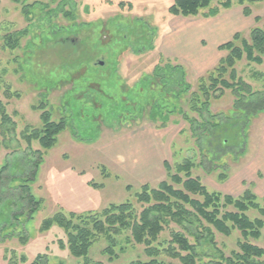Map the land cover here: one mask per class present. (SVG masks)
<instances>
[{"label": "rangeland", "instance_id": "1", "mask_svg": "<svg viewBox=\"0 0 264 264\" xmlns=\"http://www.w3.org/2000/svg\"><path fill=\"white\" fill-rule=\"evenodd\" d=\"M173 1L0 0V100L13 122L0 127V167L7 166L5 180L0 184V264H29L37 254L45 256L46 264H82L83 258L73 257L67 248L59 247V240L66 241L64 230L54 224L41 231L42 220L59 211L99 212L109 204L124 202H130L138 215L144 204L136 201L135 194L143 184L156 188L159 182L168 180L165 161L173 167L190 159L191 176L210 191L237 197L250 188L258 197L263 196L254 191L249 180L251 172L246 170L256 154L263 111L246 117L233 108L229 90L211 99L209 110L214 118L205 116V128L199 126L200 117L183 105L195 118L194 132L179 113H170L166 125L158 127L159 121L156 126L147 118L149 107L145 105L142 114L137 111L149 95L160 96L155 83L159 79L153 74L155 66L157 72L164 68L166 60L171 66H181L183 74L175 71L174 79L194 88L197 78L209 69L201 72L194 68L199 56L214 53V66L226 54L218 48L220 44L236 32L248 39L253 26L264 25V1L250 4V14L244 15L237 0H232L228 9L222 8L219 0H212L210 7H218L217 15L206 16V8L190 17L170 14L168 8ZM225 16H230L236 27L218 44L222 35L211 33L208 26L214 20H225L219 33L230 31ZM7 36L16 39L15 47L6 45ZM99 61L103 65H98ZM235 69L253 90L264 89V64L248 63L243 57ZM147 78H152L153 85L145 82ZM174 84L169 86L175 89ZM166 105V111L173 109L171 99L167 98ZM40 106L50 112L51 120L63 118L67 123L48 150H43L36 140L27 143L25 139L26 131L42 125ZM209 122L220 125L214 128V136ZM143 129L151 131V150L155 136L162 139L166 149L169 146V152L160 153L159 162H154L151 154L148 156L149 177L139 167L142 138L135 143L132 155L126 154L124 148L130 138L126 134ZM114 148L118 152L122 148L125 155L115 159L110 154ZM37 150L44 152L36 176L28 185L40 203L28 218L25 201L12 186L29 177ZM247 215L260 216L252 209ZM167 221L158 234L160 248L167 247L174 231L184 233L190 242L196 241L183 226ZM199 223L193 216L183 220L190 231L201 233L198 262L211 264L210 260H218L219 251L228 256L238 250L237 230L224 235L211 229V241ZM113 238L110 254L105 251L110 244L107 234H99L89 248L88 259L102 264H128L151 258L144 245L134 242L130 229L120 230ZM249 241L264 249L262 237ZM157 259L162 264H182L164 251Z\"/></svg>", "mask_w": 264, "mask_h": 264}, {"label": "trees", "instance_id": "2", "mask_svg": "<svg viewBox=\"0 0 264 264\" xmlns=\"http://www.w3.org/2000/svg\"><path fill=\"white\" fill-rule=\"evenodd\" d=\"M13 1L18 2L19 0ZM259 1L264 0H237L236 2L243 6L242 13L249 15V5ZM211 2L212 0H174L168 11L172 15L190 17L196 16L200 10L208 8L205 15L215 16L219 9L218 7H210ZM232 4V0H219V5L224 9L230 8ZM24 14L26 16L29 14V6L24 8ZM254 19L258 21L260 18L256 16ZM15 43L16 39L13 40L7 36L6 45L8 47H15ZM218 48L226 51V54L197 78L194 88L181 79H174L175 71L183 74L181 66H171L167 60L164 68L160 71L157 72L155 66L153 74L157 75L159 79V82L155 81V83L160 96L155 98L149 95V100L141 103L137 114H142L146 105L149 107L148 120L156 126L159 121V127L166 125L170 113H179L190 122L191 130L194 132L196 127L192 124L195 123V118L191 117L188 112H195L201 119L199 126L205 128L204 124L208 121L204 119L205 116L214 118L209 110L210 101L221 97L224 90H229L232 94L234 98L233 108L240 110L246 117L264 111V89L253 90L249 83L237 75L235 69L236 62L243 57L248 63L264 64V25L253 26L249 30L248 39L242 37L239 32L234 33L230 40L220 44ZM151 79L147 78L145 82L151 84ZM169 83L171 85L175 83L176 88L172 89ZM167 98L172 100L173 109L166 111ZM183 105L187 106L188 112L183 108ZM39 108L42 109L40 114L42 125L39 128L31 129L30 132L26 131L25 139L27 143L36 140L43 150H48L56 143L58 133L66 129L67 123L63 118L56 121L51 120L50 112L45 110L44 106ZM7 124H13V122L6 111L5 104L0 100V127ZM209 126L213 135L214 128L216 129L220 125L209 122ZM217 137L219 138V136ZM216 147L218 148V146ZM43 152L35 151L37 160L31 163L29 177L23 179L22 183L12 186L13 189L17 190L15 193L20 194L21 198L24 199L25 207L28 208V218L37 210L40 203V200H36L31 194L28 183L33 181L36 176ZM163 166L168 180H162L156 188L143 184L140 191L135 194L136 201L144 204L138 215L130 202L112 203L99 212H69L67 214L61 211L56 212L51 217L43 219L39 229L45 231L54 224L63 229L66 241L59 240V247L67 248L73 257L83 258L82 264H102L88 259L89 248L96 237L102 233L107 234L110 244L105 251L111 254L114 242L113 235L125 228L130 229L134 242L144 245L146 254L151 257L145 262L132 261L128 264H162L157 259L161 251L169 253L171 257L178 259L182 264H208L197 261L200 255L197 252V245L200 244L201 233L192 232L183 225V220H189L190 216H193L200 222V230L205 231L210 236L211 241H213L211 229L224 235H230L234 229L240 233L237 251H231L228 256L219 251L218 260H210L209 263L264 264V249L249 241L250 238L259 239L262 237L264 239V232H262L264 229L262 219L264 216V196L258 197L250 188H246L237 197L210 191L198 178L191 176L190 170L193 163L190 159H184L173 167L165 161ZM6 169V165L0 167V184L5 180ZM102 175L109 176V173L102 172ZM221 177H224L223 174ZM96 186L100 187L101 185ZM21 206L23 207V205ZM227 207H231L232 210H228ZM250 209L257 211L260 216L250 218L247 215V211ZM170 219L183 226L184 230L196 241L190 242L184 233L174 231L167 247L160 248L161 244L157 242L158 234L162 231L163 224H166L167 220ZM155 243L156 245H154ZM111 258L110 256L109 259ZM23 260L24 257H21V261ZM29 264H46L45 256L37 254Z\"/></svg>", "mask_w": 264, "mask_h": 264}, {"label": "crops", "instance_id": "3", "mask_svg": "<svg viewBox=\"0 0 264 264\" xmlns=\"http://www.w3.org/2000/svg\"><path fill=\"white\" fill-rule=\"evenodd\" d=\"M223 19H226L228 21V25L230 27V31H226L224 30V32H222L221 34L219 33V26L225 25V20H223V22H221V20H214L211 22V24L208 26L209 29L208 31H210L211 33H215L217 31L218 35H222L221 37H219L218 39H216V41L218 40V44L222 43V39L221 38H227L230 36V34H232L235 29L234 27L235 24L232 23L230 16H225L223 17ZM222 40V41H221ZM213 53V51H212ZM214 54V53H213ZM213 54H210L209 56H199V59L196 60L195 64L196 66L194 67L195 69L201 70V72H204L206 69L210 68L214 62V56ZM260 129V133L257 137V143H256V154L255 157H253V160L249 163V170L251 172V176H250V182L251 184H253L254 186V191L257 192L258 194H263L264 196V111L260 114V121H259V128ZM130 138H127L126 142H124V145L126 148V154L132 153V150L136 147L135 143L140 142V137L142 138L141 140V145L143 147L144 145V149L142 150L143 152H141V163L139 164V167H142L143 169V174L144 176L146 175L147 177L150 176V172H149V161L148 156L151 154L154 157V162L158 160L161 161L162 159H159L161 154H166V152H169V146L165 147V145L163 144L164 142L162 141V139L159 136H155V139L153 141V150H151V131L147 130V129H143L141 131H133L131 133L126 134V136H129ZM154 136V135H153ZM146 146V148H145ZM119 148V147H118ZM117 148L112 149V153L110 154H114V158L117 159V157L120 156V154H124V152L122 153L121 149L120 151H116ZM110 152V151H109ZM109 154V156H110ZM125 155V154H124ZM113 155H111L112 157ZM131 158V157H130ZM156 168V167H155ZM135 169V168H133ZM157 169H159L157 167ZM131 173V172H130ZM132 175H134V173H131ZM239 178V177H238ZM243 180V178L240 177V181Z\"/></svg>", "mask_w": 264, "mask_h": 264}, {"label": "water", "instance_id": "4", "mask_svg": "<svg viewBox=\"0 0 264 264\" xmlns=\"http://www.w3.org/2000/svg\"><path fill=\"white\" fill-rule=\"evenodd\" d=\"M98 65H103V62H102V61H99V62H98Z\"/></svg>", "mask_w": 264, "mask_h": 264}]
</instances>
